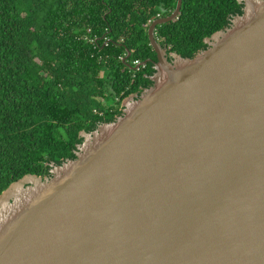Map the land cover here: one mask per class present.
Returning <instances> with one entry per match:
<instances>
[{
  "label": "water",
  "instance_id": "obj_1",
  "mask_svg": "<svg viewBox=\"0 0 264 264\" xmlns=\"http://www.w3.org/2000/svg\"><path fill=\"white\" fill-rule=\"evenodd\" d=\"M238 1L191 57L154 36L181 0L148 22L151 84L0 192V264H264V0Z\"/></svg>",
  "mask_w": 264,
  "mask_h": 264
},
{
  "label": "trees",
  "instance_id": "obj_2",
  "mask_svg": "<svg viewBox=\"0 0 264 264\" xmlns=\"http://www.w3.org/2000/svg\"><path fill=\"white\" fill-rule=\"evenodd\" d=\"M175 2L0 0V192L25 174L49 176L50 163L74 157L80 131L112 121L123 98L151 84L147 24ZM240 8L236 0H181L154 36L191 57ZM134 61L143 65L133 69Z\"/></svg>",
  "mask_w": 264,
  "mask_h": 264
},
{
  "label": "flooded vegetation",
  "instance_id": "obj_3",
  "mask_svg": "<svg viewBox=\"0 0 264 264\" xmlns=\"http://www.w3.org/2000/svg\"><path fill=\"white\" fill-rule=\"evenodd\" d=\"M236 1H237L239 4H241V8H242V5H243L242 2H239L238 0H236ZM241 8H240V9H241ZM233 16H234V15H233ZM233 16H232V17H233ZM232 17H231V18H232ZM231 18H230V19H231ZM230 19H229V21H230ZM165 49H166V54H169V53L171 52V51L168 50L167 47H165ZM166 57H167V60H170V59H171L169 55H167ZM120 107H121V104H120ZM121 109H122V107H121Z\"/></svg>",
  "mask_w": 264,
  "mask_h": 264
},
{
  "label": "bare ground",
  "instance_id": "obj_4",
  "mask_svg": "<svg viewBox=\"0 0 264 264\" xmlns=\"http://www.w3.org/2000/svg\"><path fill=\"white\" fill-rule=\"evenodd\" d=\"M14 189H15V187H14V188H11L10 192L13 193ZM11 193H10V194H11Z\"/></svg>",
  "mask_w": 264,
  "mask_h": 264
},
{
  "label": "built area",
  "instance_id": "obj_5",
  "mask_svg": "<svg viewBox=\"0 0 264 264\" xmlns=\"http://www.w3.org/2000/svg\"><path fill=\"white\" fill-rule=\"evenodd\" d=\"M156 16H158V15H156ZM133 63L136 64V63H138V62H137V61H134Z\"/></svg>",
  "mask_w": 264,
  "mask_h": 264
},
{
  "label": "rangeland",
  "instance_id": "obj_6",
  "mask_svg": "<svg viewBox=\"0 0 264 264\" xmlns=\"http://www.w3.org/2000/svg\"><path fill=\"white\" fill-rule=\"evenodd\" d=\"M121 102H122V100H121ZM121 102H120V104H121Z\"/></svg>",
  "mask_w": 264,
  "mask_h": 264
}]
</instances>
